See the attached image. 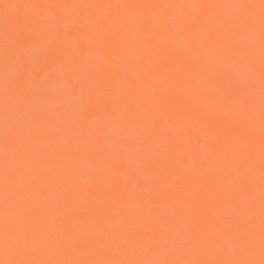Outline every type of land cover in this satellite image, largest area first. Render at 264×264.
Here are the masks:
<instances>
[{
    "label": "bare ground",
    "instance_id": "bare-ground-1",
    "mask_svg": "<svg viewBox=\"0 0 264 264\" xmlns=\"http://www.w3.org/2000/svg\"><path fill=\"white\" fill-rule=\"evenodd\" d=\"M261 17L260 0H0V261L261 264ZM169 18L243 78L192 76L198 52L165 43Z\"/></svg>",
    "mask_w": 264,
    "mask_h": 264
},
{
    "label": "snow or ice",
    "instance_id": "snow-or-ice-1",
    "mask_svg": "<svg viewBox=\"0 0 264 264\" xmlns=\"http://www.w3.org/2000/svg\"><path fill=\"white\" fill-rule=\"evenodd\" d=\"M229 9L239 8L242 5H226L223 6ZM260 8L262 11L261 17V53L262 57H264V0H260ZM166 30L168 33L167 41L165 42L167 45H171L176 47L178 50L184 49L187 46H191L192 49H195L198 52L197 55V63L194 65V69L192 72V76L201 81H205L211 70L214 68H221L225 67L227 70L233 72L235 75L241 76L243 78L244 67L239 65L238 62H233L232 64H225L224 61L226 57L222 55L215 47H213L210 43L211 36L206 32L205 29H201L199 31H195L191 34L190 37H186L184 33V25L182 22H178L174 18H169L166 22ZM249 40L251 39V35L249 34ZM130 53H129V60L135 58L136 49L129 44ZM88 62L96 67L102 66L103 63V52L97 46L94 53L88 57ZM262 79V91H261V123L264 126V71H262L261 75ZM131 90V95L135 99V101L141 106L143 109H147L149 111L153 110L154 108L158 107V98L157 93L154 88H150L145 86L142 89H131V86H126L125 89H122L123 94L127 96L129 94L128 90ZM58 94L63 95V89H57ZM222 96H212L209 95L206 100L207 102L218 105L220 102L223 101ZM14 166V155L13 154H6L5 157V167L6 169H11ZM119 227V225H116ZM14 247V241L6 236V243H5V251L6 253H10ZM0 264H34V262L28 261H18V260H6L0 261ZM111 264V262H108ZM137 264H168L166 261H140ZM181 264H197V262H181ZM228 264H245L243 261L234 260L228 262ZM261 264H264V260L261 261Z\"/></svg>",
    "mask_w": 264,
    "mask_h": 264
}]
</instances>
